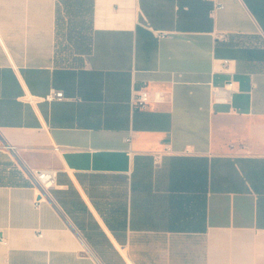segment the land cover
I'll return each mask as SVG.
<instances>
[{
  "label": "crops",
  "instance_id": "1",
  "mask_svg": "<svg viewBox=\"0 0 264 264\" xmlns=\"http://www.w3.org/2000/svg\"><path fill=\"white\" fill-rule=\"evenodd\" d=\"M62 9L0 0V264H264V0Z\"/></svg>",
  "mask_w": 264,
  "mask_h": 264
},
{
  "label": "built area",
  "instance_id": "2",
  "mask_svg": "<svg viewBox=\"0 0 264 264\" xmlns=\"http://www.w3.org/2000/svg\"><path fill=\"white\" fill-rule=\"evenodd\" d=\"M218 7H222V5H219ZM159 36L163 37L164 34H160ZM232 86L233 83L229 82V84H227L226 86L228 88H226L225 90H231ZM221 91L223 90L220 89L215 90L216 94ZM63 98H64V92L63 90L60 89H52L44 97V99L48 101L61 100ZM165 99H166V95L163 91L152 92L148 89H141L134 93L132 98V106L134 108H146L150 106L152 103L164 102ZM4 147L7 150H12V151L16 150L15 147L11 146L10 144L5 145ZM33 171L40 179L44 187H48L53 183L54 175H55L53 170L45 169V170H33Z\"/></svg>",
  "mask_w": 264,
  "mask_h": 264
},
{
  "label": "rangeland",
  "instance_id": "3",
  "mask_svg": "<svg viewBox=\"0 0 264 264\" xmlns=\"http://www.w3.org/2000/svg\"><path fill=\"white\" fill-rule=\"evenodd\" d=\"M88 4V1H87ZM84 11V10H83ZM83 11H80L76 9V7L71 10V15L68 14L67 10L62 9V21L60 29L62 31V34H65V32L68 30V28H78L79 30V36L78 39L75 40V43L69 45L68 43H64V36L62 35V38L60 39L61 42V48L62 50L66 51L67 53L71 52L70 50H77L78 46L80 44L86 45L89 40V21H88V14L87 18H84V14H81ZM88 13V12H86ZM67 17V19H66ZM64 44V45H63Z\"/></svg>",
  "mask_w": 264,
  "mask_h": 264
},
{
  "label": "trees",
  "instance_id": "4",
  "mask_svg": "<svg viewBox=\"0 0 264 264\" xmlns=\"http://www.w3.org/2000/svg\"><path fill=\"white\" fill-rule=\"evenodd\" d=\"M61 5H65V8L69 15H71V10H73L74 7H76L77 10L83 11L84 8V0H59ZM88 1V0H87ZM88 5H87V11H88ZM62 21V14L61 11L59 13L58 10V25L61 26Z\"/></svg>",
  "mask_w": 264,
  "mask_h": 264
}]
</instances>
